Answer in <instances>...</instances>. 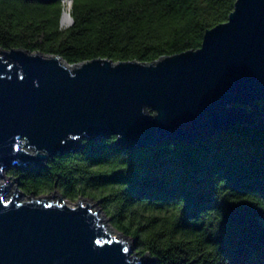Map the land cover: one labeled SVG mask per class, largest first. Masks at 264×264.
Instances as JSON below:
<instances>
[{
	"label": "water",
	"instance_id": "water-1",
	"mask_svg": "<svg viewBox=\"0 0 264 264\" xmlns=\"http://www.w3.org/2000/svg\"><path fill=\"white\" fill-rule=\"evenodd\" d=\"M260 99L264 0H234L197 47L150 61L69 63L58 53L0 46V264H152L149 251L137 253L126 234L108 231L90 203L22 198L17 182L9 190L16 176L3 181V170L46 168L49 156L78 149L83 137L115 134L129 148L163 138L198 144L236 122L261 124ZM228 214L246 218L239 205Z\"/></svg>",
	"mask_w": 264,
	"mask_h": 264
},
{
	"label": "trees",
	"instance_id": "trees-1",
	"mask_svg": "<svg viewBox=\"0 0 264 264\" xmlns=\"http://www.w3.org/2000/svg\"><path fill=\"white\" fill-rule=\"evenodd\" d=\"M233 3L70 0L71 22L63 24V0H0V46L58 53L69 63L150 61L197 47ZM259 105L264 112V99ZM115 136L83 137L78 149L49 156L46 168L6 169L26 193L98 200L152 264H264V121L233 123L198 144L163 138L129 148ZM230 204L244 207L243 222L230 219Z\"/></svg>",
	"mask_w": 264,
	"mask_h": 264
},
{
	"label": "rangeland",
	"instance_id": "rangeland-1",
	"mask_svg": "<svg viewBox=\"0 0 264 264\" xmlns=\"http://www.w3.org/2000/svg\"><path fill=\"white\" fill-rule=\"evenodd\" d=\"M63 5H64V10L65 8H67L69 10V5H70V0H63ZM71 22V17H65L61 14V23L63 24H69ZM25 148L31 152L34 151V147H31V146H25ZM2 176H3V181L5 180H9L10 178H12L11 174H9L8 170L5 168L2 172ZM2 181V177L0 175V182ZM15 184H16V180H14L13 183L10 184V187H9V190H13L14 187H15ZM29 194L31 193H26L22 190V192H20V197L22 198H26ZM39 195H45L47 196L48 198H54V199H60V198H63L65 199V201L67 203H70V204H74L77 199H82L84 202H88L91 204L92 208L97 210L98 211V214L99 216H101L102 218V222H105V225L109 226L110 227V232L114 233L115 235H118V230L115 229L109 222V218L108 216L106 215V213L104 212L103 208L101 207L100 203L98 200L96 199H93V198H89L87 196H82V195H79L78 197H76L74 200H71V199H68L64 196H62V194L57 190V189H51V190H48V191H45V192H41L39 193ZM112 226V227H111ZM123 235V234H122ZM126 239L128 240V243L131 245V246H134V249H135V244H134V239L131 237V236H127ZM137 253H139L138 251H136Z\"/></svg>",
	"mask_w": 264,
	"mask_h": 264
},
{
	"label": "bare ground",
	"instance_id": "bare-ground-1",
	"mask_svg": "<svg viewBox=\"0 0 264 264\" xmlns=\"http://www.w3.org/2000/svg\"><path fill=\"white\" fill-rule=\"evenodd\" d=\"M62 15L65 16V17H69V16H70L69 11H68L67 8H65V10H63ZM101 221H102V218H101ZM103 223L105 224V222H103ZM105 226H106V225H105ZM106 229H107L108 231L111 230L110 227H109L108 225L106 226ZM113 234H114V233H113ZM118 235H121V233L118 232ZM122 236H123V235H122Z\"/></svg>",
	"mask_w": 264,
	"mask_h": 264
}]
</instances>
